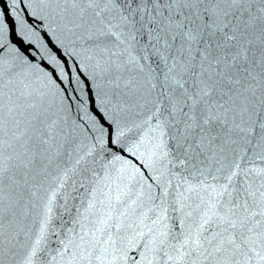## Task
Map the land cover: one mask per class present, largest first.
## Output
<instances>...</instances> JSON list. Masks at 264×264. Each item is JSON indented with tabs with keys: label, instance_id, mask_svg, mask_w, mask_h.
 I'll return each instance as SVG.
<instances>
[{
	"label": "snow or ice",
	"instance_id": "obj_1",
	"mask_svg": "<svg viewBox=\"0 0 264 264\" xmlns=\"http://www.w3.org/2000/svg\"><path fill=\"white\" fill-rule=\"evenodd\" d=\"M0 264H264V0H0Z\"/></svg>",
	"mask_w": 264,
	"mask_h": 264
}]
</instances>
